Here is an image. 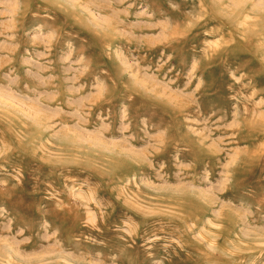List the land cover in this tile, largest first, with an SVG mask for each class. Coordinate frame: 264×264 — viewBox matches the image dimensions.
Here are the masks:
<instances>
[{"label": "rangeland", "instance_id": "obj_1", "mask_svg": "<svg viewBox=\"0 0 264 264\" xmlns=\"http://www.w3.org/2000/svg\"><path fill=\"white\" fill-rule=\"evenodd\" d=\"M0 264H264V0H0Z\"/></svg>", "mask_w": 264, "mask_h": 264}]
</instances>
